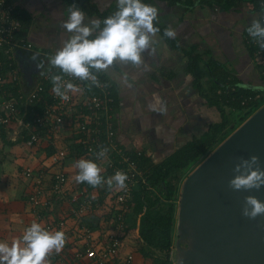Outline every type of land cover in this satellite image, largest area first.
<instances>
[{"label":"built area","instance_id":"obj_1","mask_svg":"<svg viewBox=\"0 0 264 264\" xmlns=\"http://www.w3.org/2000/svg\"><path fill=\"white\" fill-rule=\"evenodd\" d=\"M261 6L264 10V1ZM16 9L13 0H0V139L6 133L23 140L27 133L25 143L30 148L49 140L52 154L43 163L21 171L31 223L66 235L62 251L48 258L51 264H141L134 252H123L136 235L131 228L135 191L142 185L152 190L147 173L133 159L145 153L127 150L118 142L113 124L114 99L101 75L97 74L100 87L64 76L65 81L81 89L69 92L67 101L52 91L51 75H63L58 69L43 72L29 90L23 86L12 60L20 50L32 51V44L18 37L21 23ZM259 20L264 23V16ZM258 55L264 61V51ZM64 130L70 131L75 143L60 147ZM101 147L108 149L107 157L97 160L95 153ZM79 159L96 162L105 180L117 171L125 173L127 188L109 189L107 184L93 189L81 187L82 183L74 180L78 172L74 164ZM70 168L76 173L71 174Z\"/></svg>","mask_w":264,"mask_h":264},{"label":"crops","instance_id":"obj_2","mask_svg":"<svg viewBox=\"0 0 264 264\" xmlns=\"http://www.w3.org/2000/svg\"><path fill=\"white\" fill-rule=\"evenodd\" d=\"M90 1L102 12L116 5V0ZM13 3L24 19L25 36L40 52L54 55L63 47L68 38L62 28L68 15L66 0H13ZM146 4L159 10L156 24L175 31V38H171L174 43L165 41L159 32L152 38L153 50L142 53L140 65L117 63L101 74L111 85V93H115L118 142L130 151L144 150L153 162L159 163L195 137H202L221 120L219 110L208 105L195 84L189 71L188 52L197 50L203 57V67L209 61L220 63L245 84L256 87L259 79L246 33L254 19L264 16V10L252 11L248 2L234 7L227 0H146ZM92 19L98 18L85 13V23ZM20 59L24 66L27 59ZM3 142L7 146L23 143L11 135H6ZM23 160L20 169L28 166L27 160ZM8 170L6 166L5 171ZM68 171L76 173L73 168ZM19 177L21 188L4 189L0 210L12 209L9 221L14 215L21 236L32 217L28 213L26 184ZM12 196L16 199L11 198L9 207L8 197ZM132 252L141 264H152L138 250Z\"/></svg>","mask_w":264,"mask_h":264},{"label":"clouds","instance_id":"obj_3","mask_svg":"<svg viewBox=\"0 0 264 264\" xmlns=\"http://www.w3.org/2000/svg\"><path fill=\"white\" fill-rule=\"evenodd\" d=\"M116 5L117 10L112 15L102 21L92 19L88 23H85L84 11L78 6L72 4L68 7L67 19L62 23L68 38L63 47L48 58V71L58 69L63 74L51 75L52 91L57 97L67 101L69 92L81 91L77 85L65 81L64 76L89 82L90 87H100L97 73L107 72L117 63L138 66L142 63V53L153 50L152 38L160 32L154 26L159 14L157 7L142 0H116ZM247 32L264 49V23L254 19ZM175 35L171 28L164 30L167 38H175ZM107 153L108 149L101 147L95 157L104 159ZM74 167L78 170L74 176L77 183H87L93 188L105 184L109 189L127 188L128 177L121 171L105 180L101 175L102 169L93 160L79 159ZM233 171L236 174L228 185L235 191L259 190L264 186V170L259 167V158L255 155L250 159L241 158ZM242 215L249 219L264 215V202L255 196H246ZM65 243L63 231L50 232L34 221L11 244L0 242V264H48L49 255L53 252L59 254Z\"/></svg>","mask_w":264,"mask_h":264},{"label":"trees","instance_id":"obj_4","mask_svg":"<svg viewBox=\"0 0 264 264\" xmlns=\"http://www.w3.org/2000/svg\"><path fill=\"white\" fill-rule=\"evenodd\" d=\"M227 1L228 3H234L233 5H236L234 7L248 2L252 11H259L262 9L261 2L264 0ZM142 2L146 3V0H142ZM66 3L68 7L75 4L87 15L97 17L101 21L117 10V5H113L102 12L90 0H66ZM19 13L20 11L17 8L16 14L21 23V31L18 33V37L22 36L25 38L26 43H31L32 51L42 53L25 36V31L23 30L24 19H21ZM154 26L160 29V33L165 41L173 42L171 38L164 36V30L166 28L160 27L156 22H154ZM246 37L249 53L257 70L256 74L259 79V85L253 87L245 84L241 78L234 75L220 63L209 61L203 67L201 62L203 61V57L198 51L192 50L188 52L190 56L189 71L194 76L195 84L204 99L207 100L208 105L216 107L219 110L221 116L220 122L211 125L202 137H195L159 163L153 162L145 154L140 158L136 154L133 158L141 169L147 173L148 183L152 187V190L142 185L135 191L133 211L136 218L131 228L132 230H137L138 219L142 216L140 233L138 235L139 240L142 242V248L139 252H141L147 261L153 262L152 264H172L171 250L174 244L180 182L188 176L196 164L200 163L201 160L209 155L212 149L218 144H221L242 123L264 105V61L258 55V52L260 50L264 51V49H261L254 42L248 32L246 33ZM42 54L45 55L46 64L40 73L32 74L31 76H28L24 72L25 66L21 63L20 58H24L25 55L19 53L17 58L12 60V63L15 64L14 69L18 70V75L21 76V80L24 81L23 86L27 90L41 77L43 72L49 69L48 58L52 55L44 52ZM46 67L47 69H45ZM5 71L10 73V69H7V67ZM97 74L102 76V79L107 83L109 89H111L112 87L108 80L101 73ZM207 78L208 80L205 83L204 81ZM114 94L111 93L114 99L113 108L115 109L116 98ZM113 124L115 127L114 115ZM6 135L4 133L3 139ZM28 139V134L25 133V138L20 141L25 143ZM68 139L74 142L72 137ZM74 146L76 147V145ZM135 151L145 153L144 150ZM49 152L52 154L53 151L50 150ZM84 186H87L88 189H93L87 183H82L81 187ZM154 194H158L159 196L154 198ZM145 208L146 211H144Z\"/></svg>","mask_w":264,"mask_h":264},{"label":"water","instance_id":"obj_5","mask_svg":"<svg viewBox=\"0 0 264 264\" xmlns=\"http://www.w3.org/2000/svg\"><path fill=\"white\" fill-rule=\"evenodd\" d=\"M20 51L27 59L24 72L28 76L40 73L45 55ZM253 155L264 170V105L184 180L177 203L172 264H264V215L255 219L242 215L246 196L264 202V186L235 191L228 185L236 174L235 165Z\"/></svg>","mask_w":264,"mask_h":264},{"label":"rangeland","instance_id":"obj_6","mask_svg":"<svg viewBox=\"0 0 264 264\" xmlns=\"http://www.w3.org/2000/svg\"><path fill=\"white\" fill-rule=\"evenodd\" d=\"M243 124V123H242ZM241 124V125H242ZM70 137V131H66L64 130L63 135H61L60 138V142L59 145L60 147L66 146V144H68L70 142V140L68 139ZM220 144H218L214 149H212L209 153V155L219 146ZM23 154V155H22ZM25 154L27 155V157L25 158ZM20 155V156H19ZM49 155V140H44L42 141L40 144H38L35 148H30L28 145H26V143H22L19 145H9L7 146V144H5L2 140V138L0 139V203L4 200L1 196L4 194V189H7L8 191H13L15 190V188H21V178L19 177V175H21V171L22 169H20L21 165H24V160L26 159V165H36L39 163H43L45 161V157ZM207 155V157L209 156ZM205 157V158H207ZM205 158L203 160H201V162H203L205 160ZM198 163L194 166L193 170L201 164ZM6 166L9 167L8 172L5 171L6 170ZM69 167H71V165H69ZM192 170V171H193ZM190 171V173L192 172ZM189 173V174H190ZM188 174V175H189ZM187 177H185L186 179ZM184 179L181 183V185L183 184ZM25 191V190H24ZM14 194L16 196L17 195L15 192ZM155 196H153L154 198H156L157 196H159L158 194H154ZM8 196V195H7ZM11 198L12 199H16L15 196L12 197H8V200L10 202L9 203V207L11 206ZM2 200V201H1ZM5 211H3L2 209L0 210V242H7L9 244H11V242L13 241V239L19 238L20 236V229L17 225L16 222V218L13 217L11 218V221H9V212L12 210L11 208H6L4 209ZM18 212L16 211V214ZM135 214H132L131 216L133 217V222L134 219L136 218V216H134ZM137 232V230H136ZM137 235H139L137 233ZM137 235H133V237L131 238V241L127 243L125 249H124V254L128 253V252H132V251H140L142 248V242L139 240V237ZM141 254V252H139ZM48 260V264H51V261L49 258H47ZM153 263V262H150Z\"/></svg>","mask_w":264,"mask_h":264}]
</instances>
